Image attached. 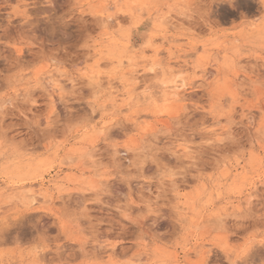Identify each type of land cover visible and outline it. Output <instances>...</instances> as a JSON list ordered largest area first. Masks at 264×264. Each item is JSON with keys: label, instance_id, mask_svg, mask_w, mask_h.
<instances>
[{"label": "rangeland", "instance_id": "374dc122", "mask_svg": "<svg viewBox=\"0 0 264 264\" xmlns=\"http://www.w3.org/2000/svg\"><path fill=\"white\" fill-rule=\"evenodd\" d=\"M138 2L158 34L126 31L133 0H0V264H264V3ZM162 140L175 181L132 150Z\"/></svg>", "mask_w": 264, "mask_h": 264}, {"label": "snow or ice", "instance_id": "6c2138e0", "mask_svg": "<svg viewBox=\"0 0 264 264\" xmlns=\"http://www.w3.org/2000/svg\"><path fill=\"white\" fill-rule=\"evenodd\" d=\"M119 7V6H117ZM154 7V5H150L147 3H139L138 0H133V3L128 5L129 11L126 13L127 15L131 16L130 21H125L127 24V29L126 31L129 33L130 36L133 35H138V33L134 32L133 30L136 27V24L142 21H147V24L145 25V35L147 36L149 32L152 33H157L158 29H163L166 25V22L161 18V15L157 13L154 16H149L147 13L144 12L145 8H151ZM169 7V6H165ZM127 43V41H126ZM152 46V42L148 40L146 43L142 45L144 48H148ZM154 70V69H152ZM186 83V82H185ZM261 87L264 88V81L260 82ZM22 101H26L27 97L22 96L20 97ZM11 101H5V104L2 107H7ZM2 107H0V110H2ZM159 107V106H158ZM133 108V105L129 104L128 107L123 108L121 111H113L112 115L115 116L116 118H121L123 117L124 119L127 118V115L131 113ZM167 111V109H165ZM69 121H71L73 118L71 116L66 117ZM178 121L175 120V118L172 119V124L176 125ZM142 124V121H141ZM123 126V120H121V125L120 127ZM50 127V125H44L43 127L40 128L41 132H46L47 128ZM107 131V130H105ZM140 132H137L136 135H140ZM99 136H104L105 132H100L98 133ZM118 135V132L113 133V136ZM111 139V137H109ZM148 139L152 140L153 143H155L156 136L153 135L151 137H148ZM171 146L170 141H164L162 140L159 145L154 147L151 150L144 149L142 147H135L132 150L136 152H142L144 155L141 156V159L144 160H150L152 164V170L155 171L156 169H159V175L162 179L164 180H169V181H175L177 179V176L180 174H184L187 172V170L193 168V163L191 157H185L189 162L185 164H179L175 163L173 160L169 159V156L172 155L169 153V147ZM76 151H79V149H76ZM87 153V158L91 159V156L95 153L96 149L93 146H90L89 148L84 150ZM187 151V150H186ZM110 155L114 156L115 153H110ZM253 179H255V174H253ZM261 179L264 180V175L261 176ZM93 191H99L100 186H94ZM146 208L151 209L152 205L151 203L145 204ZM139 220L140 217L136 216L135 218L131 219L130 221H125L126 225L128 228H131L135 232H139ZM133 225H136V227H133ZM3 227H7V225H0ZM145 237L140 238V243L144 242ZM151 243V241H149ZM40 251V248L34 249L35 254H38ZM57 264H71L69 260H64V259H59L57 261ZM76 264H139L137 261H133L130 258H119L118 256H109L107 259L103 258H95L92 260L88 261H77Z\"/></svg>", "mask_w": 264, "mask_h": 264}, {"label": "bare ground", "instance_id": "6f19581e", "mask_svg": "<svg viewBox=\"0 0 264 264\" xmlns=\"http://www.w3.org/2000/svg\"><path fill=\"white\" fill-rule=\"evenodd\" d=\"M116 1V0H114ZM112 5V4H111ZM110 23V21H108ZM115 25V24H114ZM113 26V25H112ZM171 49V48H170ZM186 80H181V81H173L172 87H168L166 83H164L163 90H164V98L168 100V89L172 92L171 94L173 95V98H177L181 92H184L187 88V82ZM184 150H189L188 147H185ZM7 190V189H6ZM25 192H22V196L20 197L22 201H27L30 205H38V204H43L45 203L43 199H45L44 195L41 193H37L34 190H26L24 189ZM1 191V190H0Z\"/></svg>", "mask_w": 264, "mask_h": 264}, {"label": "clouds", "instance_id": "9594fccd", "mask_svg": "<svg viewBox=\"0 0 264 264\" xmlns=\"http://www.w3.org/2000/svg\"><path fill=\"white\" fill-rule=\"evenodd\" d=\"M261 3H264V0H261Z\"/></svg>", "mask_w": 264, "mask_h": 264}]
</instances>
